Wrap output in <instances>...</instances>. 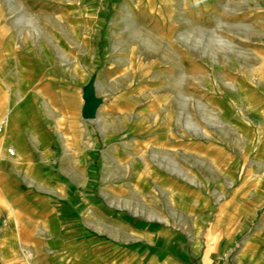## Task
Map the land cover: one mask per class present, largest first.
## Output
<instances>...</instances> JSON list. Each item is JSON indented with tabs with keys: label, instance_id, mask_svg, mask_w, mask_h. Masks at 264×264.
I'll use <instances>...</instances> for the list:
<instances>
[{
	"label": "crops",
	"instance_id": "1",
	"mask_svg": "<svg viewBox=\"0 0 264 264\" xmlns=\"http://www.w3.org/2000/svg\"><path fill=\"white\" fill-rule=\"evenodd\" d=\"M112 2L0 0V112L5 113L0 117L6 122L0 134V264H264V192H258L257 181L249 202L238 207L234 234L223 241L208 235L210 198L203 188L211 181L195 174L194 162L220 148L210 138L217 133L176 127L177 138L185 139L168 142L154 120L143 121L139 143L117 142L132 129L128 123L111 127V120L96 112L100 125L60 103L62 85L73 82L72 89L80 90L99 65V50L90 40ZM133 2L124 0L128 10ZM88 9H96V16H88ZM169 10L176 18L172 37L202 56L211 54L206 44L211 36L228 45L213 55L264 54V0H170ZM112 34L103 41L130 32ZM103 45L107 51L109 42ZM112 54L103 61L108 81L119 70L115 57L121 58L116 49ZM239 79L230 83L232 94H220L219 116L237 136L238 130L259 133L255 122L264 112V80ZM242 110L248 120L238 113ZM108 142L109 159L99 161L98 147ZM208 162L209 155L200 164ZM137 182V196L124 199L125 207L111 203L121 199L113 184ZM151 183L155 194L148 196ZM260 208V222L253 223Z\"/></svg>",
	"mask_w": 264,
	"mask_h": 264
},
{
	"label": "rangeland",
	"instance_id": "2",
	"mask_svg": "<svg viewBox=\"0 0 264 264\" xmlns=\"http://www.w3.org/2000/svg\"><path fill=\"white\" fill-rule=\"evenodd\" d=\"M169 8L170 0H134L130 10L124 0H113L111 6L104 9L106 14H101L99 22L94 24L95 32L90 40L91 46L99 50V65L80 90L72 89L74 84L70 82L60 87L57 96L63 107L72 105L76 112L82 113L84 93L92 87L93 94L102 99L96 112L111 120L109 126L119 128L128 123L132 127L116 138L117 142L128 138L129 142L139 143L145 136L143 121L154 120L168 142L185 139L177 138L176 127L182 131L193 127L196 134L203 129L217 133L210 138L220 148L200 156L206 158L209 155V162L204 166L200 164L202 158L196 157L194 169L197 176L211 181V184H205L203 188L210 198L208 235L211 239L217 235L223 241L225 237L234 234V226L238 224V207L244 208L242 202H249L248 195L254 181L258 182V192H264V112L256 114L255 123L259 133H240L238 130L237 136L228 129L230 121L219 116V107L222 101L224 103L220 94H232L230 83L240 80L241 76L254 78L251 79L254 84H257L255 81L258 78L264 80V54L259 52L254 57L213 55L228 45L211 36L206 41L211 54L202 56L198 49L188 48L186 42L178 44L172 37L171 27L176 23V18L171 16ZM94 10L88 9L86 14L96 16ZM116 31L130 32V35L124 39L103 41V35L113 36L112 33ZM74 42L68 37V46L74 47ZM105 42H109L107 47L110 51H106L103 45ZM200 43L195 41L196 46ZM114 49L121 56L115 57L114 66L119 70L115 71L114 80L108 81L111 74H102L105 68L103 61L114 57ZM251 59L255 65L252 68ZM102 75L105 77L104 82L100 80ZM222 78L227 83L220 81ZM41 93L48 94L44 89H41ZM238 113L248 120L247 110ZM0 115L5 113L0 112ZM102 122L99 124L102 125ZM239 127L243 130L238 124ZM109 144L104 143L98 147L99 161L109 159ZM233 156L238 159L236 165L233 164ZM100 181L101 177L98 181L99 189ZM113 186L115 195L121 199L110 202L125 207L124 199L137 196L136 191L141 185L137 182L125 187L118 183ZM146 186V195H154L155 184ZM134 201L131 203L137 208L139 205ZM262 211L263 208H260L253 223L260 222ZM236 240L238 244V237Z\"/></svg>",
	"mask_w": 264,
	"mask_h": 264
},
{
	"label": "water",
	"instance_id": "3",
	"mask_svg": "<svg viewBox=\"0 0 264 264\" xmlns=\"http://www.w3.org/2000/svg\"><path fill=\"white\" fill-rule=\"evenodd\" d=\"M96 96L93 94V88L90 87L84 93V106L82 110V115L85 118H93L96 115V109L98 105H96L95 100Z\"/></svg>",
	"mask_w": 264,
	"mask_h": 264
},
{
	"label": "built area",
	"instance_id": "4",
	"mask_svg": "<svg viewBox=\"0 0 264 264\" xmlns=\"http://www.w3.org/2000/svg\"><path fill=\"white\" fill-rule=\"evenodd\" d=\"M6 122H5V118L4 117H0V134L2 133L3 129H4V126H5ZM14 152L13 148L11 147H8L7 148V153L9 155H12Z\"/></svg>",
	"mask_w": 264,
	"mask_h": 264
},
{
	"label": "bare ground",
	"instance_id": "5",
	"mask_svg": "<svg viewBox=\"0 0 264 264\" xmlns=\"http://www.w3.org/2000/svg\"><path fill=\"white\" fill-rule=\"evenodd\" d=\"M95 101V103H96V105H100L101 104V102H102V99L101 98H99V97H96V99L94 100ZM94 118H96L97 120H98V123L100 122H102V118L99 116V115H97V113H96V115L94 116Z\"/></svg>",
	"mask_w": 264,
	"mask_h": 264
}]
</instances>
